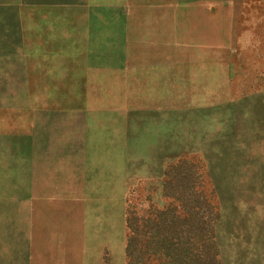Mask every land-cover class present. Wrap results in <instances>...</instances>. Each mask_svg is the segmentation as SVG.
<instances>
[{"label":"rangeland","instance_id":"rangeland-1","mask_svg":"<svg viewBox=\"0 0 264 264\" xmlns=\"http://www.w3.org/2000/svg\"><path fill=\"white\" fill-rule=\"evenodd\" d=\"M184 175L214 264H264V0H0V264H127Z\"/></svg>","mask_w":264,"mask_h":264},{"label":"trees","instance_id":"trees-1","mask_svg":"<svg viewBox=\"0 0 264 264\" xmlns=\"http://www.w3.org/2000/svg\"><path fill=\"white\" fill-rule=\"evenodd\" d=\"M175 179L170 178L162 186V195L166 198L162 207L152 197L155 189L142 200L138 197L133 202L132 195L128 199L127 264L215 263L217 254L210 255L212 238L207 233L212 221L210 214L204 219L200 215L203 207L191 195L183 196L181 200L179 186H183L185 175L180 177V183L177 178V190L171 192L169 188L175 187ZM135 190L133 188L131 193ZM210 201L209 206L214 207L213 197Z\"/></svg>","mask_w":264,"mask_h":264},{"label":"crops","instance_id":"crops-1","mask_svg":"<svg viewBox=\"0 0 264 264\" xmlns=\"http://www.w3.org/2000/svg\"><path fill=\"white\" fill-rule=\"evenodd\" d=\"M91 196L92 197H94V198H96V194L95 193H92L91 194ZM95 203H96V200H95ZM103 207V208H102ZM95 208H96V210H94V212H95V214L94 215H96V217L98 218V219H101V221L103 222L104 221V218L102 217L103 216V214L105 213V212H108L109 211V209H108V207L106 208L105 206H98V205H95ZM106 208V209H105ZM102 213V215H100ZM124 214H123V218H124V226H125V231L127 230V228H126V208L124 209V212H123ZM71 218H70V220H68V225H69V227H70V225H71ZM126 236L127 235H125V240L127 239L126 238ZM126 244H127V240H126ZM126 244H125V246H124V250H125V252H126ZM65 248L67 249L68 248V250L71 252L72 251V245H71V240H65Z\"/></svg>","mask_w":264,"mask_h":264}]
</instances>
